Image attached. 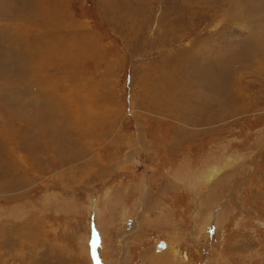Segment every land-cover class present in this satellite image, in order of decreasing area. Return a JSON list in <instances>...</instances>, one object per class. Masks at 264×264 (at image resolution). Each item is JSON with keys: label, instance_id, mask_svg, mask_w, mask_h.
<instances>
[{"label": "rangeland", "instance_id": "374dc122", "mask_svg": "<svg viewBox=\"0 0 264 264\" xmlns=\"http://www.w3.org/2000/svg\"><path fill=\"white\" fill-rule=\"evenodd\" d=\"M58 1L0 66V264H264V0Z\"/></svg>", "mask_w": 264, "mask_h": 264}, {"label": "bare ground", "instance_id": "6f19581e", "mask_svg": "<svg viewBox=\"0 0 264 264\" xmlns=\"http://www.w3.org/2000/svg\"><path fill=\"white\" fill-rule=\"evenodd\" d=\"M63 3H65V2H63ZM43 6H45V4H43L41 2V0H0V53L2 52L4 54V57L0 59V66L7 67L8 65L12 64V62H14V61L26 60L27 59V50L29 47L27 44V41H30V40L31 41H37V42H34V44L35 45L39 44L38 40L40 39V36H38V35H40V34L38 33V31L40 30L41 23L44 20V18L42 19V17H46V16L51 17V16L57 15L56 13H58L60 3L58 0H56L55 7H54L55 11L54 10H52V11L42 10ZM57 16H59V15H57ZM35 19L39 20V22H37ZM3 20L4 21L5 20L10 21L11 20L10 23H12V24L8 27L9 23L6 26V23ZM29 30H31L33 35L28 34ZM33 30H34V32H33ZM30 36H32V37H30ZM12 43H14L15 46ZM204 60H205V58H204ZM206 60H208V59H206ZM212 60H213V58L211 60H209L208 63L213 64V67H215ZM194 62L195 61H192L191 65H194ZM208 63L205 64V62L204 63L202 62L203 66L201 67V65H200L199 70H197L198 72H200V74L202 76L207 75V73H213L214 72V69L207 66ZM209 80L210 79L203 80V84L208 82L206 86L213 87L214 86L213 84H215V83H211L213 86H209L210 85L209 83L211 82ZM211 91H213V90H211ZM14 92H17V90H15ZM3 101H5V99H4V97H1L0 102H3ZM34 112H35V110H34ZM36 112L38 113L37 115H39V116H37V119H38V117H40V115H41V110L38 109V110H36ZM40 119H41V117H40ZM195 237H196V235H195ZM163 246H166V245L164 244ZM160 247H162V246H160ZM171 260H172L171 262L174 261L173 259H171Z\"/></svg>", "mask_w": 264, "mask_h": 264}]
</instances>
